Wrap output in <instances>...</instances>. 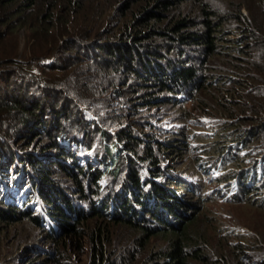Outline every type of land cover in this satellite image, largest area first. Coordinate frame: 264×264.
<instances>
[{
	"label": "trees",
	"instance_id": "obj_1",
	"mask_svg": "<svg viewBox=\"0 0 264 264\" xmlns=\"http://www.w3.org/2000/svg\"><path fill=\"white\" fill-rule=\"evenodd\" d=\"M191 3L199 21L178 13ZM254 3V8L246 7L250 25L239 7L219 12L202 0H0V227L28 222L45 234L48 243L63 249L67 241L82 236L80 225L90 217H105L138 231L140 240L165 237L167 247L156 264L202 259L197 249L204 237L191 230L195 205L178 195L188 188L179 179H169L177 189L168 187L154 149L148 145L142 154L133 151V137L115 124L116 118L96 110L91 120L83 108L99 109L103 96L109 95L111 72L130 74L141 82L139 87L160 90L172 98L171 105L179 104L178 95L200 91L206 82L200 69L180 61L193 48L201 51L203 64L227 51L243 56L241 62L254 70L250 69L249 87L241 80L238 89L242 96L253 92L257 98L251 112L264 115V0ZM117 4L130 18L133 15L132 21L116 33L92 35L94 16ZM160 12L174 13L176 18L163 26ZM21 29L25 44L19 53ZM234 34L237 38H230ZM71 50L75 55L66 56ZM253 50L258 54L255 60L250 58ZM176 52L179 65L168 72L172 63L165 58L171 59ZM85 71H93L87 80ZM158 100L146 98L142 105L150 107ZM244 119H249L245 120L249 125L239 143L242 149L249 142L264 145V118ZM177 144L168 148L175 149ZM98 145L103 151H97ZM228 160L234 161L231 156ZM142 166L147 168L145 176L140 173ZM254 166L237 177L239 201L264 189V156ZM120 174H124L121 192L99 199L109 189L107 180L117 183ZM56 175L73 180L78 187L75 192L89 205L75 207ZM12 183L19 188L17 198L6 189ZM259 200L264 205V193ZM37 203L44 208L42 218L32 213ZM113 204L112 212L106 214ZM105 235L97 230L90 237L97 264L103 262Z\"/></svg>",
	"mask_w": 264,
	"mask_h": 264
},
{
	"label": "rangeland",
	"instance_id": "obj_2",
	"mask_svg": "<svg viewBox=\"0 0 264 264\" xmlns=\"http://www.w3.org/2000/svg\"><path fill=\"white\" fill-rule=\"evenodd\" d=\"M254 1L202 0L219 12L239 7L250 25L252 22L246 7L254 8ZM118 4L115 9L112 6L106 13H97L94 16L95 22L90 26L92 35L103 32L116 33L121 25L132 21L133 15L130 18V14ZM178 13L199 21V12L192 3ZM158 15H162L159 16L162 22L158 23L163 26L176 18L174 13L168 15L167 12H160ZM234 27L238 29L239 24ZM18 36V52L21 53L25 44L24 30H19ZM236 36L237 34H234L230 38L235 39ZM66 53V56L75 55L72 50ZM184 54L180 61L200 69L199 75L203 77V82H206L200 91L178 95L175 100L180 101L179 104L171 105L168 101L172 98L160 90L148 92L147 88L139 87L141 82L130 74L111 72V87H106L109 95L103 96L99 109L90 110L89 107H84V115L95 119L91 112L97 110L104 111L107 117L116 118L115 124L123 126L133 137V151L142 154L143 147L148 145L154 149V154L160 160V167L164 169L161 176L167 179L168 187L176 188L169 179H179L188 188L180 190L178 195L183 202L195 205L192 218L196 221L191 230L204 237L203 243L197 249V252L202 251V259L190 264H264V205L259 200L264 189L259 188L241 201L237 195V177L239 178L241 171L251 170L256 161L264 156V145H253L249 142L247 149H242L239 144L244 137L245 127L249 125L245 122L249 119L244 118H264V115L256 116L251 112V109H255L253 100H256L257 96L253 92H250L249 96H242L238 89L241 80L246 86L250 84L249 77L254 68H246L249 66L241 62L244 61L243 56L240 58L238 53L230 54L228 51L210 58L205 64L201 51L192 48ZM250 54V58L254 60L258 55L255 50ZM176 55L177 52L171 59L165 58L166 63H172L168 72L177 64ZM86 64L81 66L86 67ZM240 65L242 68L236 69ZM92 75L93 71L84 72L86 80ZM125 82L127 84L121 86ZM93 83L99 87L97 82ZM101 83L105 85L104 80ZM153 96L159 98L154 105H142L143 100L153 99ZM178 97L183 99L178 101ZM176 144L175 149L168 148ZM229 146L231 149L226 154ZM97 151H103L102 145H98ZM229 156L233 162L228 160ZM226 159L227 161H224ZM147 164L148 162H145V165ZM119 171L125 174L124 169L119 168ZM146 171L147 168L142 166L141 175L145 176ZM123 175L115 178L117 183L107 180L109 189L102 191L98 198H106L108 193L111 195L116 191L121 192ZM56 178L67 190L64 193L71 197L75 207L85 208L88 202L82 199L83 196L78 191L75 192L78 190L77 184L65 176L56 175ZM160 181L164 182L165 179ZM16 186L17 184L12 183L6 187L11 191V197H19V188ZM72 189L75 196L72 195ZM128 200L132 203L131 199ZM33 208L32 213L36 211L37 215L44 217L41 203L35 204ZM113 209L114 204L109 206L106 214H110ZM136 218L139 219L140 216ZM97 230L106 233L103 262L99 261L100 264H156L167 247L166 238L160 235L140 240L138 231L130 227L116 224L105 217H90L80 225L82 236L74 241H67L66 247L62 249L48 243L45 234L28 222H22L0 227V264H97L95 254L90 248V237Z\"/></svg>",
	"mask_w": 264,
	"mask_h": 264
},
{
	"label": "clouds",
	"instance_id": "obj_3",
	"mask_svg": "<svg viewBox=\"0 0 264 264\" xmlns=\"http://www.w3.org/2000/svg\"><path fill=\"white\" fill-rule=\"evenodd\" d=\"M178 99H179V100H182V99H183V97H178Z\"/></svg>",
	"mask_w": 264,
	"mask_h": 264
}]
</instances>
